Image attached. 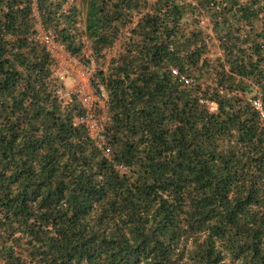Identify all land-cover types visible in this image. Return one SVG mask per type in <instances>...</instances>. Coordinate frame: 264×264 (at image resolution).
<instances>
[{
    "label": "trees",
    "instance_id": "1",
    "mask_svg": "<svg viewBox=\"0 0 264 264\" xmlns=\"http://www.w3.org/2000/svg\"><path fill=\"white\" fill-rule=\"evenodd\" d=\"M82 39L88 61L120 42L96 137L48 47ZM250 98L264 0H0V264H264Z\"/></svg>",
    "mask_w": 264,
    "mask_h": 264
},
{
    "label": "rangeland",
    "instance_id": "2",
    "mask_svg": "<svg viewBox=\"0 0 264 264\" xmlns=\"http://www.w3.org/2000/svg\"><path fill=\"white\" fill-rule=\"evenodd\" d=\"M80 27L83 28V25H80ZM37 30L41 39H44V36L48 35L45 31H43V28L40 25L37 26ZM83 43L86 46L82 49V52L78 56L70 55L63 47L57 45L56 43L50 42L48 44L49 49L58 62L56 73L57 75L63 74V79H61L63 83L61 96H63L64 99H68L70 94L76 95L78 99L80 96L88 94L97 96L91 85L93 74L97 68L105 70L108 66L110 56H112L120 48V42L118 41L115 47L110 51V55L108 54L105 59H91L88 61L91 58L89 43L85 39L83 40ZM209 55L212 57L217 55V49L214 46L209 47ZM99 106L102 109L103 103L100 102ZM103 114L105 113H102L101 110V113L98 115L91 113V116L96 121H102Z\"/></svg>",
    "mask_w": 264,
    "mask_h": 264
},
{
    "label": "built area",
    "instance_id": "3",
    "mask_svg": "<svg viewBox=\"0 0 264 264\" xmlns=\"http://www.w3.org/2000/svg\"><path fill=\"white\" fill-rule=\"evenodd\" d=\"M42 40L46 41V42L49 41L46 36H44V39H42ZM173 73H175V72H173ZM58 76H59L60 80L63 79V74H59ZM185 83L187 84V81ZM99 91H100V94L97 96H94L93 94H88V95L80 96L78 99L79 102L81 103V105L83 106V108L87 112L86 116L83 119H81L80 121L87 123L93 137H96L98 132H99V128L97 125L99 120L98 121L94 120L91 116L92 112H90V111L93 109V107L96 104L99 106L100 102H102L104 105V102L106 100V94H105L104 88L102 86L99 87ZM248 101L255 108V110L260 114V118L264 121V107L262 105L261 100L259 98H257V99L250 98ZM106 120H107L106 114H103L102 121L105 122Z\"/></svg>",
    "mask_w": 264,
    "mask_h": 264
}]
</instances>
